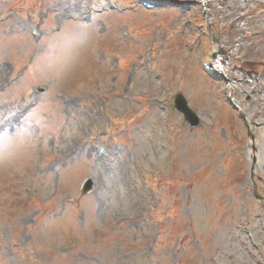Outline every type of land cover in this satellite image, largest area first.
Wrapping results in <instances>:
<instances>
[{
  "label": "rangeland",
  "instance_id": "obj_1",
  "mask_svg": "<svg viewBox=\"0 0 264 264\" xmlns=\"http://www.w3.org/2000/svg\"><path fill=\"white\" fill-rule=\"evenodd\" d=\"M154 1L0 0V264H264V0Z\"/></svg>",
  "mask_w": 264,
  "mask_h": 264
},
{
  "label": "water",
  "instance_id": "obj_2",
  "mask_svg": "<svg viewBox=\"0 0 264 264\" xmlns=\"http://www.w3.org/2000/svg\"><path fill=\"white\" fill-rule=\"evenodd\" d=\"M176 108L179 112H181L188 123L192 126L199 125V118L197 115L190 109L188 106L187 100L183 97V95H178L176 97ZM92 182L89 180L86 182L84 186V194H86L91 189Z\"/></svg>",
  "mask_w": 264,
  "mask_h": 264
},
{
  "label": "bare ground",
  "instance_id": "obj_3",
  "mask_svg": "<svg viewBox=\"0 0 264 264\" xmlns=\"http://www.w3.org/2000/svg\"><path fill=\"white\" fill-rule=\"evenodd\" d=\"M224 61H225V59H222V62L224 63ZM223 68V69H222ZM222 68H221V75H223V76H228V74L226 73L227 72V68H224V65L222 64ZM235 89H236V86L235 85H233L232 83H229L228 84V87H227V91L229 92V94L232 92V93H234V91H235ZM227 92V93H228ZM233 95V94H232ZM229 96H231V95H229ZM232 97V96H231ZM233 102H234V104L236 105L237 104V102L236 101H234V100H232Z\"/></svg>",
  "mask_w": 264,
  "mask_h": 264
}]
</instances>
